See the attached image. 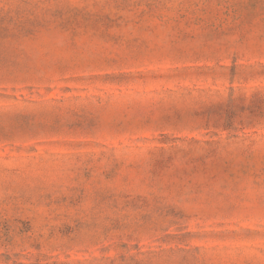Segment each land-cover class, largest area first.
Here are the masks:
<instances>
[{"label": "rangeland", "instance_id": "rangeland-1", "mask_svg": "<svg viewBox=\"0 0 264 264\" xmlns=\"http://www.w3.org/2000/svg\"><path fill=\"white\" fill-rule=\"evenodd\" d=\"M0 264H264V0H0Z\"/></svg>", "mask_w": 264, "mask_h": 264}]
</instances>
